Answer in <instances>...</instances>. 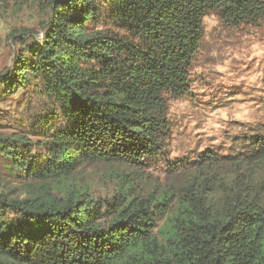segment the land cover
Segmentation results:
<instances>
[{
    "label": "trees",
    "instance_id": "1",
    "mask_svg": "<svg viewBox=\"0 0 264 264\" xmlns=\"http://www.w3.org/2000/svg\"><path fill=\"white\" fill-rule=\"evenodd\" d=\"M29 1L49 19L0 100L39 96L44 152L0 131V264H264V128L229 155L165 156L168 97L188 91L204 18L256 26L264 0ZM87 166L114 178L110 196L77 182Z\"/></svg>",
    "mask_w": 264,
    "mask_h": 264
},
{
    "label": "rangeland",
    "instance_id": "2",
    "mask_svg": "<svg viewBox=\"0 0 264 264\" xmlns=\"http://www.w3.org/2000/svg\"><path fill=\"white\" fill-rule=\"evenodd\" d=\"M44 6L0 0V76L12 69L27 45L42 41L43 24L50 15ZM110 29L104 22L97 27ZM168 98L167 161L196 159L205 151L225 156L237 150V138L256 126L264 128V21L234 26L216 14L207 15L201 45L189 68L188 91ZM46 111L38 95L19 89L14 97L0 100V131L26 136L38 155L44 147L35 124ZM165 170L166 165L156 163L148 175L162 180ZM77 182L96 197L110 196L115 185L99 166L85 167Z\"/></svg>",
    "mask_w": 264,
    "mask_h": 264
}]
</instances>
